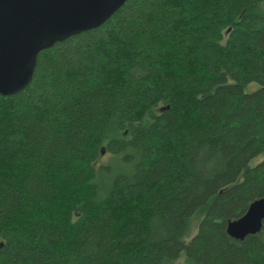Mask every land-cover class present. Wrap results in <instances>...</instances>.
Returning <instances> with one entry per match:
<instances>
[{"label": "trees", "instance_id": "1", "mask_svg": "<svg viewBox=\"0 0 264 264\" xmlns=\"http://www.w3.org/2000/svg\"><path fill=\"white\" fill-rule=\"evenodd\" d=\"M260 156L264 0H128L0 94V264H264Z\"/></svg>", "mask_w": 264, "mask_h": 264}, {"label": "water", "instance_id": "2", "mask_svg": "<svg viewBox=\"0 0 264 264\" xmlns=\"http://www.w3.org/2000/svg\"><path fill=\"white\" fill-rule=\"evenodd\" d=\"M128 0H0V94L16 95L33 80L40 52L104 25ZM264 226V198L227 226L244 241ZM251 264V263H245Z\"/></svg>", "mask_w": 264, "mask_h": 264}, {"label": "rangeland", "instance_id": "3", "mask_svg": "<svg viewBox=\"0 0 264 264\" xmlns=\"http://www.w3.org/2000/svg\"><path fill=\"white\" fill-rule=\"evenodd\" d=\"M257 89H258V85L256 83H252V84H249L245 88V91L250 93V92L256 91ZM263 158H264L263 156H260L259 158L253 160L251 165L252 166L257 165L258 163H260L263 160ZM109 160H110V155L105 154L101 159V164H106L109 162ZM111 160H113L112 157H111ZM198 225H199V221L195 220L193 222V227H192V231H191L189 240L192 239L196 235V233L198 232ZM171 264H191V263L188 261L186 254L182 253L181 256L177 260L172 262Z\"/></svg>", "mask_w": 264, "mask_h": 264}]
</instances>
